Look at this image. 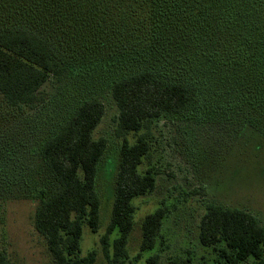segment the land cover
<instances>
[{"label": "trees", "instance_id": "1", "mask_svg": "<svg viewBox=\"0 0 264 264\" xmlns=\"http://www.w3.org/2000/svg\"><path fill=\"white\" fill-rule=\"evenodd\" d=\"M90 71L109 73L119 107L121 157L101 244L108 264H125L134 199L156 186V168L140 171L155 119L203 107L206 119L264 126V0H0V95L14 112L0 126V184L14 189L11 174H24L30 192L32 159L52 177L40 190L35 226L54 264L96 262L95 250L80 253L84 225L92 232L101 225L96 178L108 140L93 134L106 108L98 97L73 100L42 141L28 137L39 128L29 113L43 106L40 90L51 77L68 73L84 85ZM144 129L132 143L128 134ZM166 215L163 206L146 215L141 251L154 249ZM199 228L220 260L175 264H264V223L254 213L209 202ZM159 263V254L147 258ZM0 264H13L2 250Z\"/></svg>", "mask_w": 264, "mask_h": 264}, {"label": "rangeland", "instance_id": "2", "mask_svg": "<svg viewBox=\"0 0 264 264\" xmlns=\"http://www.w3.org/2000/svg\"><path fill=\"white\" fill-rule=\"evenodd\" d=\"M108 74L106 71L83 74L78 80L84 85L68 73L61 79L51 77L40 90L43 106L29 113L30 124H38L39 128L28 137L42 141L54 130L73 100L98 97L105 105V114L93 134L95 139L108 140L96 178L101 198V225L98 232L84 225L80 253L85 256L95 250V264H108L101 237L111 219L123 141L116 135L119 107L112 93V77ZM5 105L0 95V126L8 124L14 113ZM144 132L146 129L131 132L128 138L133 143ZM149 139L151 149L140 171L156 168V186L150 193L134 199L135 225L125 264H147V258L154 254L160 255L159 264H175L187 257L195 263L219 261L212 247L203 245L199 239L201 218L209 202L248 210L264 223V126L260 124L255 129L240 126L237 119L227 116L206 119V108L201 107L155 119ZM25 171L30 179L36 180L30 192L22 184L27 179L24 174H11L10 179L18 180L16 189L0 184V250L13 264H54L46 239L35 226L40 190L51 187L53 180L42 163L34 159L26 164ZM0 182L3 183L1 179ZM161 206L167 209L161 234L154 249L141 251L142 222L147 214ZM114 237L115 234L111 236Z\"/></svg>", "mask_w": 264, "mask_h": 264}]
</instances>
